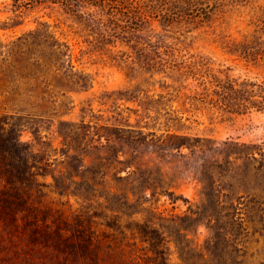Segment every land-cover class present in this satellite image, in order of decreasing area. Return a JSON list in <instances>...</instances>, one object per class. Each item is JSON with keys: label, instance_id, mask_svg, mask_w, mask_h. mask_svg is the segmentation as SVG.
<instances>
[{"label": "rangeland", "instance_id": "obj_1", "mask_svg": "<svg viewBox=\"0 0 264 264\" xmlns=\"http://www.w3.org/2000/svg\"><path fill=\"white\" fill-rule=\"evenodd\" d=\"M219 1L201 26L152 18L200 63L161 69L59 3L0 0V172L30 178L44 244L94 264H264V0ZM43 250L0 245V264L64 261Z\"/></svg>", "mask_w": 264, "mask_h": 264}, {"label": "trees", "instance_id": "obj_2", "mask_svg": "<svg viewBox=\"0 0 264 264\" xmlns=\"http://www.w3.org/2000/svg\"><path fill=\"white\" fill-rule=\"evenodd\" d=\"M20 5L24 4L21 3ZM26 0H24L25 2ZM38 1V0H37ZM64 6L79 18H85L94 24V32L98 41L104 44L117 46L119 43L127 46L130 50L124 51L125 56L132 57L143 67L174 68L184 65L196 69L198 61H187L175 53V49L167 42L153 39L147 31L152 18H159L165 22L183 21L201 26L210 21L214 10L221 2L219 0H50ZM28 3V2H25ZM226 46H230L231 40L223 38ZM246 52V48H235ZM133 52L134 57H133ZM9 53V52H8ZM6 52V55L8 54ZM257 54V52H253ZM8 58L4 57L3 60ZM182 65V66H183ZM238 94L239 90H234ZM224 92L223 96L229 95ZM204 100L208 95L205 93ZM214 101V100H213ZM255 101V100H254ZM225 112H233L240 109L242 102H224L221 98L216 101ZM223 103H226L222 105ZM258 108H264L263 99L253 102ZM246 109L248 105L245 106ZM99 137V142H102ZM3 160L0 157V169ZM25 173L28 170L25 168ZM122 178V175H117ZM96 182L100 180L94 179ZM59 180L57 184L60 186ZM30 186V178H17L12 174L0 172V245L7 246L9 251L16 252V256L30 257L35 250L43 252L54 250L64 261L56 260L54 264H94L86 257H81L74 250L69 251L66 246L61 248L56 244L40 240L37 237L44 230L46 221L33 216L30 210L29 198L24 194V185ZM92 190V185L88 187ZM88 190V191H89ZM76 192V190H74ZM79 192V190H77ZM87 191V190H86ZM77 194V193H76ZM47 218V217H46ZM49 227L51 224L48 225ZM6 248V247H5ZM41 257V256H38ZM23 258V259H24ZM44 258L47 259L46 256ZM50 259H54L51 258ZM35 260V259H34ZM41 260V259H40ZM36 264V262H34Z\"/></svg>", "mask_w": 264, "mask_h": 264}]
</instances>
